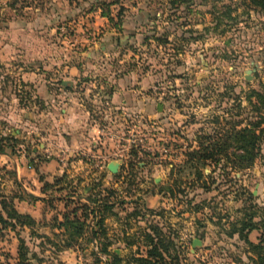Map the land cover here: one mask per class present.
Returning <instances> with one entry per match:
<instances>
[{
	"label": "rangeland",
	"instance_id": "rangeland-1",
	"mask_svg": "<svg viewBox=\"0 0 264 264\" xmlns=\"http://www.w3.org/2000/svg\"><path fill=\"white\" fill-rule=\"evenodd\" d=\"M262 118L251 0H0V264H145L156 247L168 264H262L234 229L264 221V122L249 167L234 139L198 160Z\"/></svg>",
	"mask_w": 264,
	"mask_h": 264
},
{
	"label": "trees",
	"instance_id": "trees-1",
	"mask_svg": "<svg viewBox=\"0 0 264 264\" xmlns=\"http://www.w3.org/2000/svg\"><path fill=\"white\" fill-rule=\"evenodd\" d=\"M255 5L260 6L264 8V0H251ZM264 122V118L257 121L252 128H243V129H233L230 130L228 133L221 135V137H217L214 139L213 143H209L208 145H203L202 152L200 153L198 160H207V159H215L217 162H219V159L222 156L230 157V152H228L229 147V140L234 139L236 144V149H238L240 152H238L235 156L233 161V168H236L237 170H241L244 168L249 167L254 159L257 156V150H258V142L260 135L257 133L258 126L260 127L261 124ZM221 134V133H219ZM211 135H208L207 138L212 140ZM191 155V158H197L196 155H198V152H193ZM89 201L96 204V200L88 197ZM106 207H111V205H105ZM94 210V209H93ZM93 210L91 212H93ZM256 211L252 212L250 214V217L248 219H241L239 222L240 227H238L236 232L239 233L241 236V239H243L251 248L252 251L259 254V258L261 259L260 263L264 264V234L260 237L259 242L255 243L249 239V234L253 230L261 228L263 226L264 229V221H255L254 220V214ZM245 215H249L248 212H246ZM65 219L67 222L63 223V225H72V220L69 216H65ZM263 224V225H261ZM82 228L77 227V232H81ZM233 233V232H232ZM106 247V245H105ZM116 259H118V256L114 254ZM156 258V260H154ZM163 258V254L159 251L158 247L155 249H150L148 252L147 257H141L139 260L142 261L145 264H168L165 261H159Z\"/></svg>",
	"mask_w": 264,
	"mask_h": 264
},
{
	"label": "crops",
	"instance_id": "crops-1",
	"mask_svg": "<svg viewBox=\"0 0 264 264\" xmlns=\"http://www.w3.org/2000/svg\"><path fill=\"white\" fill-rule=\"evenodd\" d=\"M120 91H115L114 93H113V101L114 102H116V101H118V100H120V98H121V96H120ZM124 100V102H126L125 101V99H123ZM62 110V112H66L67 110L66 109H64V108H62L61 109ZM79 107H77V106H75V105H72V107L70 108V111H69V113L71 114V115H74L75 116V122L76 123H78L80 120L78 119V117H79ZM72 122H73V120H72ZM72 134H73V136H72V141L75 139L74 138V136L75 137H77V141L79 140V138H78V134H77V131H75V132H72ZM153 198H158V195H155V194H153V196H152ZM155 199H153V200H155Z\"/></svg>",
	"mask_w": 264,
	"mask_h": 264
},
{
	"label": "water",
	"instance_id": "water-1",
	"mask_svg": "<svg viewBox=\"0 0 264 264\" xmlns=\"http://www.w3.org/2000/svg\"><path fill=\"white\" fill-rule=\"evenodd\" d=\"M109 169L112 171V172H117L118 168H117V165L114 164V163H110L108 165ZM196 243V242H195Z\"/></svg>",
	"mask_w": 264,
	"mask_h": 264
}]
</instances>
